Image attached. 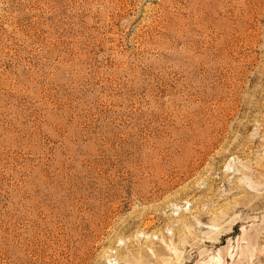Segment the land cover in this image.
I'll return each mask as SVG.
<instances>
[{
    "label": "rangeland",
    "instance_id": "1",
    "mask_svg": "<svg viewBox=\"0 0 264 264\" xmlns=\"http://www.w3.org/2000/svg\"><path fill=\"white\" fill-rule=\"evenodd\" d=\"M0 264H264V0H0Z\"/></svg>",
    "mask_w": 264,
    "mask_h": 264
}]
</instances>
